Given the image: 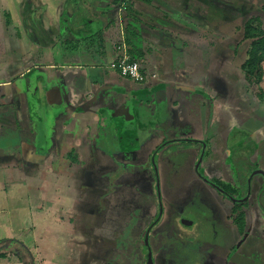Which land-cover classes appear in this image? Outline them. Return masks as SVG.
<instances>
[{
    "label": "crops",
    "instance_id": "obj_1",
    "mask_svg": "<svg viewBox=\"0 0 264 264\" xmlns=\"http://www.w3.org/2000/svg\"><path fill=\"white\" fill-rule=\"evenodd\" d=\"M241 1L264 11V0ZM16 3L18 0H0V10L6 8L2 11L5 21L13 28L9 32L4 25L5 31L0 30V253L23 247L19 252L25 251L33 262L67 264L64 258L73 264L79 251L75 225L101 213L94 199L106 195L92 181L89 185L82 179L89 174L99 183L103 178L101 173L94 175L96 162L101 160L96 152L123 154L126 143H132L129 134L147 130L141 120L149 112L141 105H149L148 95L175 81L168 79L170 61L174 62L172 56L169 61L168 52L171 48L174 55L184 49L181 37L187 32L179 24L205 23V29L199 31L221 40L224 36L217 24L224 21L226 3L125 0L120 8L127 12L128 33L123 35V15L118 12L109 18L111 24L116 21L115 28L108 25L92 36L87 34L88 38L81 33L94 31L90 16L81 17L78 24L72 14L65 23L61 18L62 8L71 0H21L19 7ZM128 4L134 12L128 11ZM32 14L39 18V27L32 26ZM199 15L201 21L194 19ZM143 23H147L144 28ZM110 32H115L116 41ZM123 39L131 56L142 63L149 77L156 75L155 80L136 84L109 70ZM140 111L144 114H138ZM70 155L76 158L70 166L80 168L77 172L63 167ZM247 183L249 190L252 182ZM80 209L88 212L76 220ZM184 221V226L193 225ZM248 236L256 237L254 232ZM247 241L248 237L242 244ZM260 261L255 263L263 264Z\"/></svg>",
    "mask_w": 264,
    "mask_h": 264
},
{
    "label": "rangeland",
    "instance_id": "obj_2",
    "mask_svg": "<svg viewBox=\"0 0 264 264\" xmlns=\"http://www.w3.org/2000/svg\"><path fill=\"white\" fill-rule=\"evenodd\" d=\"M112 1L71 0L70 5L62 8L61 18L65 23L72 14L78 24L81 17L90 16L94 20V23L90 21L94 31L81 35L92 36L97 30L107 29L108 25L117 26L115 20L109 23L113 14L107 5ZM239 1L224 0V21L217 24L224 36L221 40L211 37L208 31L209 34L199 31L205 29V23L179 24L187 32L185 38L181 37L184 49L174 55L170 53L171 48L168 52L169 61L172 60L170 56L174 57V62L170 61L173 65L168 79L175 78V81L148 95L149 105H141L149 112V117L141 120L147 130H136L133 136L129 134L132 143H126L128 148L123 154L113 150L96 152L101 160L96 162L94 175L101 173L103 178L99 183L89 174L82 179L89 185L92 181L95 188L106 193L103 199H98V205L106 202L105 220L109 222L98 230L96 216L91 225V217L81 219L86 216L87 209L85 212L78 210L75 219L81 221L75 225V232L79 251L73 264H91L99 260L101 251L104 252L102 245L108 238L114 242V250L120 249L119 260H123V264L127 261L133 264L149 247L153 250L154 264H256L259 260L264 264V104L244 81L235 55L243 34L237 32V27L241 26L244 14L258 13V8ZM19 2L21 0L16 3L18 7ZM2 11L0 30L5 31L6 25V30L13 32L12 24L6 23ZM118 12H122L126 35L130 23L125 15L127 12L120 7ZM231 16H234L233 22ZM201 17L194 19L201 21ZM30 18L32 26L39 27V18L34 14ZM69 25L75 26L73 22ZM79 26L84 29L82 23ZM110 33L116 41L115 32ZM240 47L238 56L242 57L244 45ZM173 66L177 68L176 73ZM153 156L156 157L159 183ZM250 178L249 196L247 182ZM212 181L236 188L234 198H247V205L236 210V204L214 188L210 184ZM239 212L245 213L244 234L234 222ZM184 220L193 225L184 226ZM151 225L155 226L147 243L146 235ZM250 232L256 237H249ZM247 237L248 241L242 244ZM240 245L243 247L238 252ZM128 250L132 252L128 254ZM122 253L126 254L122 256ZM105 254L113 258L107 251ZM140 258L145 260V256ZM47 259L50 261L49 257ZM65 261L69 263L63 258ZM115 262L120 264L118 260ZM12 264L41 263L33 262L25 253Z\"/></svg>",
    "mask_w": 264,
    "mask_h": 264
},
{
    "label": "trees",
    "instance_id": "obj_3",
    "mask_svg": "<svg viewBox=\"0 0 264 264\" xmlns=\"http://www.w3.org/2000/svg\"><path fill=\"white\" fill-rule=\"evenodd\" d=\"M94 1H97V0H94ZM124 1L125 0H113L107 6L110 8V11L112 12V14L114 13L113 11H115L114 14L116 15L118 14V8L120 7L122 3H124ZM127 9L129 12H131L133 11V6L128 4ZM261 11H258V13H255L252 15L244 14L243 18L241 19L242 24L241 26L237 27V32L238 31L243 32L242 37L239 42L241 44L239 45L240 46L244 45L243 51H245V55L242 57L238 56V54H240L239 53L240 48H241L240 46L236 49L235 55H236V58L239 60L238 62L240 63V69L242 70L243 75H244L243 77L244 81L249 84L251 91L252 90L254 91V96L258 97L259 101L264 104V89H263L264 88V15ZM131 23L132 24L130 25L131 27H133L134 22L131 21ZM138 23L140 24V22ZM146 24L147 23H143V28ZM209 25H212V24H209ZM170 27L171 25L168 26L169 31L172 30V28ZM222 30H224L223 27H222ZM244 57H246L245 62H243ZM135 60L139 61L138 59H135ZM144 72L146 73L145 70ZM74 162H76L75 156L70 155L67 161L63 162V167L66 170L77 172L78 170H80V168H76V167L71 168L70 166V164H74ZM241 182L243 183L244 180H242ZM210 184L217 186L221 190V193L224 195L228 194L231 197H235L236 195V191H234L230 186H225L224 184L218 181H212ZM247 188H248V183H247ZM235 204H236V210L239 208L238 211L241 210V207L247 205V203H235ZM105 206L107 208V205ZM125 216H126V213L123 215V217ZM96 218H97V221L95 222L96 224L95 226L98 227V230H102V226L103 225L105 226V222L106 223L109 222V220L108 221L105 220L106 217L103 214L96 216ZM94 220H95V217H94ZM234 222L237 228L240 229L241 233H243L244 228H245V213L239 212L237 217L234 219ZM125 231L127 232V230ZM113 244L114 242L110 241L108 238L107 245L113 246ZM21 248L23 249V247ZM21 248L18 250H16L17 248L16 249L11 248V250H5V251L3 250L0 253V261H7L8 264H11L13 258L20 259L25 252V251L19 252ZM116 250H120V249L117 248ZM131 252H132L131 250L130 251L128 250V254H130ZM148 252H149V249L147 250L146 254L139 255V257L145 256V260L143 258L138 259V257H136V262H133V264H146ZM125 254L126 253L124 254L122 253V256ZM117 256H119L118 253L116 254V258ZM126 264H130V262L127 261Z\"/></svg>",
    "mask_w": 264,
    "mask_h": 264
},
{
    "label": "built area",
    "instance_id": "obj_4",
    "mask_svg": "<svg viewBox=\"0 0 264 264\" xmlns=\"http://www.w3.org/2000/svg\"><path fill=\"white\" fill-rule=\"evenodd\" d=\"M125 35V34H123ZM123 39L122 44L117 48L118 58L110 63L109 69L119 73L123 78L131 80L136 84H146L150 80H155L156 75L148 76L144 72L142 63L135 60L131 54L129 47Z\"/></svg>",
    "mask_w": 264,
    "mask_h": 264
},
{
    "label": "flooded vegetation",
    "instance_id": "obj_5",
    "mask_svg": "<svg viewBox=\"0 0 264 264\" xmlns=\"http://www.w3.org/2000/svg\"><path fill=\"white\" fill-rule=\"evenodd\" d=\"M159 176V175H158ZM157 191H158V188H157ZM98 199H100V198H97V204H95V205H98ZM103 199V198H102ZM237 199V198H236ZM239 199V198H238ZM95 200H96V198L94 199V202H95ZM159 201H160V199H159ZM104 203V205H102V204H100V205H98L100 208H101V210H102V212L101 213H99L98 215H95V216H99L100 214H103L104 216H105V211H106V202H103ZM99 212L97 209L95 210V212ZM95 216H90L91 217V219H92V224L91 225H93V222L95 221L94 220V217ZM106 226V225H105ZM154 226L155 225H153V228H152V230L154 229ZM150 227H152V225L150 226ZM94 228V227H93ZM96 228H98V227H96ZM103 232V231H102ZM102 236H104V233H103V235ZM106 236V235H105ZM106 239H107V236H106ZM102 248L104 249V252H103V250L101 251V258L99 259V260H96V261H92L91 262V264H113L115 261H119L120 262V264H123V260L122 261H120L119 260V258H120V255H121V252L120 251H118V250H114L113 249V247L111 246V245H107V240L106 241H104V246L102 245ZM149 250L152 252V255H153V250H152V248L151 247H149ZM105 251H107L108 252V254L110 255H112L113 256V258H110L109 256L107 257V255L105 254ZM114 252H116V253H114ZM117 252L119 253L120 252V254H119V256H117V258H116V254H117ZM148 254H149V252H148ZM140 258V257H139ZM117 259V260H116ZM95 260V259H94ZM147 260H148V257H147ZM147 260H146V264H147ZM118 262V263H119ZM125 262V261H124ZM117 262H115L114 264H116ZM153 263H154V256H153Z\"/></svg>",
    "mask_w": 264,
    "mask_h": 264
},
{
    "label": "water",
    "instance_id": "obj_6",
    "mask_svg": "<svg viewBox=\"0 0 264 264\" xmlns=\"http://www.w3.org/2000/svg\"><path fill=\"white\" fill-rule=\"evenodd\" d=\"M203 157H204V153L202 154L201 159H200V162L198 163V166H197V168H196V171H197V172H198L199 165H200V163H201ZM153 165H154V169H155V172H156V174H157L158 183H159L158 170H157V167H156V164H155V159H153ZM253 176H254V175H253ZM253 176H252V178H253ZM252 178H250L249 183L251 182ZM211 185L214 186V188H216L219 192H221V190H220L217 186H215V185H213V184H211ZM157 188H158V192H159V185L157 186ZM249 194H250V189H249V193H248V195H249ZM225 196L228 197L233 203H244V202L247 201V198H245V199H241V200H240V199H236V198H234V197H231V196L228 195V194H225ZM159 199L161 200V195H160V193H159ZM160 210H161V212H160V216H161V215L163 214V208H162V205H161V204H160ZM183 223H184V225L186 224L185 221H184ZM186 225H187V224H186ZM152 228H153V226L151 227V229L149 230V232H147V235H146L147 243H148L149 233L151 232ZM147 264H154V263H153V255H152V252H151L150 250H149V254H148Z\"/></svg>",
    "mask_w": 264,
    "mask_h": 264
}]
</instances>
